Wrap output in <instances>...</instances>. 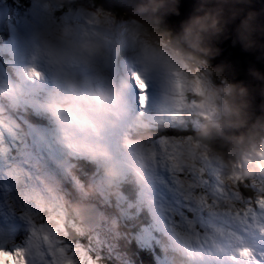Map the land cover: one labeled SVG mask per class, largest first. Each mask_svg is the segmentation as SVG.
<instances>
[{
	"label": "rangeland",
	"instance_id": "rangeland-1",
	"mask_svg": "<svg viewBox=\"0 0 264 264\" xmlns=\"http://www.w3.org/2000/svg\"><path fill=\"white\" fill-rule=\"evenodd\" d=\"M2 1L4 0H0V2ZM65 4L66 2L63 3L58 0H29V4L17 2V6L11 16L15 19L16 24L8 25L10 37L9 40L5 42V47L8 50L11 51L15 48V54L13 58L4 60L21 74L22 78L19 82L22 84V87H26L30 90L38 89L40 93L44 92L47 95L46 100H48L50 94L57 88L54 77L55 66L53 62V50L52 48L43 47L40 43L35 41L33 39L34 33L41 30L51 31L63 26L74 27L81 35L101 32L105 39V52L103 56L98 58L97 66L103 68L110 76L111 81L114 82V84L116 83V85L118 84L117 77L112 70L115 61L121 58L124 60L126 59L128 64H130L129 69L143 70L145 72V77L149 84L147 107H145L143 111L147 112L146 109L150 107L152 109L155 108L157 109L155 112L159 114V117L155 113L152 114V116H156L162 121L163 117H166L169 123H173L175 126L182 128H184V125H190V122H192L194 123V125H192L193 128L199 130L200 120L195 110L183 113L182 122L174 121L171 118V113L174 109L167 103V97L170 94L168 85L170 75L167 67L163 64H157L155 69L146 71L145 65L139 63L141 49L137 40L133 38V33L138 31L134 28L136 20L131 15V12L118 13L107 11V9H104L102 6L93 7L87 5V3H79L76 7L73 6L65 12L58 13L57 11L63 9L62 6ZM10 28L11 30H9ZM120 30L123 32V40L127 44L126 48L117 47L116 45L117 35L119 39ZM121 43H123L122 40ZM2 67L3 61L0 59L1 71ZM29 67H34L40 71L42 73V78H29L26 74V69ZM68 67L75 73L79 68L84 69L75 62L68 65ZM4 69L7 71L6 66ZM2 74L3 72L0 75ZM124 76L127 79L129 78V75ZM0 79H2L1 76ZM24 80L25 82H23ZM121 80H124V78L121 77L120 81ZM213 81L214 79L210 82L214 84ZM126 90L135 93L134 88L130 87V85L128 86V84ZM126 93H128V91ZM130 97L136 99V94L135 97L134 94ZM3 98H7L6 100L8 102L16 105H19L23 101L22 94L19 90L17 93H13V86L8 83L5 84L4 81L0 80V164L3 163L5 165L3 169L0 166V192L6 197L4 208L0 213V225L2 228H5L4 225H9L10 223L14 225H25V232L20 234L18 239V246L23 247L30 236L31 224L28 218L31 217L32 219L34 218V222L43 221L48 223L49 226L56 231L61 246L72 259L73 264L99 263L90 255L89 251L86 252L85 248H82L79 244H76V242L75 244L69 242L65 237L66 234H68L70 239H72V235H74V237L82 240H85L83 236L86 235L91 247L98 249V251H103L99 256L100 258L104 257L110 260L118 259L124 262L122 254L114 252L113 249H115V247L110 246L107 240L96 238L99 236L94 235L86 226L81 225L82 223L75 216L77 214L75 210L65 205L67 203L66 198L60 192L63 189L53 186L43 178L45 177L44 165L46 164L44 161L49 163L48 165L50 166L54 165V167H51L58 175H67L68 165L66 166V162H68L67 159H69L67 154L73 157V160L69 159V166H72L78 161L76 158L80 157L76 143L66 139V129L59 125L58 118L51 111V114L47 115L57 124V127L53 128L56 131V136L45 132L48 142L52 144L49 149V151H51V156L49 157L44 156L42 153V143L39 141L44 139L42 135L35 127L29 129L31 137L27 134V144L29 145V141H31L34 145L32 146L33 151L28 160V164L26 163L27 167L24 169L23 165L19 166L9 158L11 146L17 145L14 140L17 132L13 130L15 127V125H12L13 121L11 120L13 119H9L7 116L5 117L2 113V107L4 106ZM190 99H192V97H190ZM127 100L130 107L137 106V111L140 110L137 102L136 105L132 106V99L127 98ZM27 104L37 112L40 110L42 111L43 105H45V103L34 96ZM44 116L46 115H44L43 112L36 115L38 119ZM1 117L10 125L4 124ZM127 121V119L122 120L120 127H126ZM118 130L119 129L111 132L110 134L114 135V139H108L109 141H107L113 150L115 149L113 146L119 133ZM110 134H108L106 138H108ZM164 138L176 141L191 140L194 144L199 145V142L193 136L161 137L160 140ZM159 141L151 145L137 143L136 149H155ZM119 146L129 150L120 142ZM55 148H59L63 152H66L63 154V158H65L66 155L67 159H63V163L60 166L57 164V159L55 157L57 155L54 153ZM129 151L135 154V151ZM187 163L190 165L188 167V173L192 175L191 178H189L188 173H186L184 183L192 185L194 194L188 193L186 189L182 190L178 187L170 169L159 159L155 162L151 161V167L147 171L152 183L159 188L158 190L156 189L157 191L155 194L160 214L165 216L169 222L165 227L178 241L181 240L177 238L175 232L185 230L188 226H192V228L199 231L201 235L208 234L213 237L217 235L223 236L225 232H227V234L230 231L236 232L237 235L240 236L242 244L253 249L255 258L259 264H264V235L255 227L245 228L231 220V218L223 215L229 207H247L249 202H254L256 197L261 195L259 189L261 185L264 184V166L260 165L258 160L251 159L242 162H233L229 165L225 161L212 158L206 151L201 150L200 145L197 155ZM237 165L240 167H236ZM257 165H259V167ZM244 167H251L257 170V172L253 174L257 178L256 180L253 179L252 181L250 180V182H246L243 177V183L252 187L251 190L254 191V196H250L242 190L241 187L243 183L235 188H230L227 185L226 177L233 172H238L240 174V170ZM57 168H60V170H57ZM28 169L32 172L33 176ZM259 175L263 177H259ZM102 182L101 176H97L94 180V183H96V186L101 190V193L102 191L106 193V187ZM224 188L233 192V196L230 198L228 205L223 203L225 197L220 195ZM53 190H56V192ZM197 197H206L207 200L211 202H219L220 206L218 209L204 207ZM43 211L46 212L43 213ZM257 214L264 215L259 213V210H257ZM177 224L180 225V228L175 227ZM68 229L70 230L67 233ZM0 234L5 236L3 232H0ZM11 239H16V237H12ZM236 246L237 241L232 240L230 237V241H225L219 249H213L211 243L208 247L204 248L186 247L194 253L192 261L195 260L196 262H200V264H252L251 261L240 258L234 260L232 258L233 250ZM9 250H11V248H9ZM109 251L112 252L109 253ZM0 264H15V261L10 257H0Z\"/></svg>",
	"mask_w": 264,
	"mask_h": 264
},
{
	"label": "clouds",
	"instance_id": "clouds-1",
	"mask_svg": "<svg viewBox=\"0 0 264 264\" xmlns=\"http://www.w3.org/2000/svg\"><path fill=\"white\" fill-rule=\"evenodd\" d=\"M177 3L178 0H134L131 15L136 20L135 30L143 33L157 51L165 49L179 63L200 70L202 94L196 99L201 107L195 111L200 118L196 139L201 150L229 165L249 159L264 164V117L252 119L249 89L225 79L222 68L213 69L208 63V58L218 51L213 42L226 33L227 26L238 16L241 18L235 28V40L246 50L255 47V34L264 32V25L258 23L256 12L241 16L243 9L237 5L248 4L250 0H195L191 14L181 23L179 31L173 33L162 29L161 24L164 16L176 11ZM33 39L53 50L57 88L48 98V109L66 129V139L75 141L79 154L99 168L104 186L115 192L123 175L116 153L105 137L119 129L124 119L130 121L136 143L128 137H122L120 143L135 151L133 166L141 174L146 173L151 159L136 148L137 143L151 138L150 124L142 116L132 114L125 96L127 80L115 85L103 68L97 66L98 58L105 52L103 34L81 35L74 27L63 26L37 31ZM74 62L86 69L83 75L69 69L68 65ZM156 67L155 63L145 64L146 71ZM249 71L254 78L264 80V74L255 69ZM217 77L221 80L219 85L210 82ZM167 103L172 104L171 94ZM214 135L224 138L227 151L208 143ZM256 172L255 168L244 167L240 175L247 178ZM225 241H230L227 232L215 236L211 246L219 249ZM193 255L183 242L177 243L176 264H192Z\"/></svg>",
	"mask_w": 264,
	"mask_h": 264
},
{
	"label": "snow or ice",
	"instance_id": "snow-or-ice-1",
	"mask_svg": "<svg viewBox=\"0 0 264 264\" xmlns=\"http://www.w3.org/2000/svg\"><path fill=\"white\" fill-rule=\"evenodd\" d=\"M133 38L137 40L141 49L139 63L142 65L147 63L163 64L167 67L170 75L168 85L172 99L171 107L174 109L171 113V118L174 121L182 122L183 113L191 112L201 107L196 99L202 94L200 70L198 68H188L179 63L165 49L157 51L156 46L141 32L133 33ZM26 74L29 78H42V73L34 67L27 68ZM129 78L131 86L136 92L137 105L142 113L143 109L147 107L149 92V84L146 80L145 72L130 68ZM136 150L137 152L147 153L153 162L159 159L172 172L176 185L182 190L186 189L188 193H193L192 185L185 184L184 179L190 166L187 162L197 155L198 144H194L191 140L176 141L164 138L159 141L155 149ZM257 166L259 167V165ZM236 167L240 166L237 165ZM191 175V173H188L189 178H191ZM226 182L228 187L235 188L244 182V178L238 172H233L226 177ZM259 190L261 195L257 196L254 202H249L247 207H229L223 215L245 228L255 227L264 235V222H262L264 221V215L257 214V210H259V213L264 214V184L261 185ZM220 195L225 197L223 203L228 205L233 192L224 188ZM197 199L200 200L201 205L204 207L218 209L220 206L219 202H211L206 197H197ZM28 220L31 224V231L25 246H15L9 250L5 243L0 241V257H10L15 261V264H73L72 259L61 246L56 231L48 223L43 221L34 222L31 217ZM175 227L180 228V225L177 224ZM175 234L189 248H204L208 247L210 243H214L213 236L208 234L201 235L192 226H188L185 230L176 231ZM228 235L232 240L237 241V246L233 250L232 258L234 260L240 258L251 261L252 264H259L253 249L244 246L236 232L230 231Z\"/></svg>",
	"mask_w": 264,
	"mask_h": 264
},
{
	"label": "water",
	"instance_id": "water-1",
	"mask_svg": "<svg viewBox=\"0 0 264 264\" xmlns=\"http://www.w3.org/2000/svg\"><path fill=\"white\" fill-rule=\"evenodd\" d=\"M106 9H131L134 7V0H98ZM195 0H178L176 11L169 13L163 18V24L173 33L179 31L181 23L191 14ZM242 8L241 16L249 11L256 12L258 23L264 25V0H250V3L237 5ZM9 7L0 5V29L4 25ZM237 17L227 26L226 33L220 39L213 42V46L218 50L209 59L212 67L222 68V75H225L233 83H242L249 89L250 114L253 120L264 117V80H258L250 75V69H255L264 74V32L255 34L256 45L251 49H244L235 40V28L240 23ZM214 147L227 151L228 145L220 135L211 137ZM76 206V203H74ZM88 211L81 212L80 220L84 225L92 228L98 225L100 208L92 204Z\"/></svg>",
	"mask_w": 264,
	"mask_h": 264
},
{
	"label": "trees",
	"instance_id": "trees-1",
	"mask_svg": "<svg viewBox=\"0 0 264 264\" xmlns=\"http://www.w3.org/2000/svg\"><path fill=\"white\" fill-rule=\"evenodd\" d=\"M61 1L66 2V5L63 7V9L57 11L58 13L65 12L73 6L75 7L77 2L86 1L91 4H95L94 2L96 0H61ZM161 28L164 29L162 24H161ZM214 81L218 85L221 83V80L218 77L214 78ZM178 130L179 129L171 128L170 135H192L194 138H196V134L198 132V130L196 129L193 130L190 128L187 130H183V129H180V131ZM245 181L248 182V179L245 178ZM241 188L244 192L248 193L250 196H254V191L251 190L252 189L251 186L245 185L243 183ZM152 189H153L152 187L146 189V193H145V196L149 201V203L147 202L146 199L140 198L141 188H138L135 185H130L127 183L121 186L117 185V190L115 192L112 191L113 195L119 193L125 197V201L121 204L122 206L121 208L126 214H129V217L123 223H121V225H122V230L127 235L132 237L133 241H130V250L136 256L134 259L137 260V262L132 258L135 264H158L155 259V255H157L158 253L161 256L160 259L161 264H165L164 260H166L169 256L173 255L174 257L177 258V254L168 247L166 242L159 241L157 239V236H155L152 242L146 241L144 243L142 242L143 244L137 241L136 239L137 232H140L141 234L144 233L143 230L144 225L150 227L153 225L154 222H156V217L151 209V204H154L156 200L154 193H152ZM131 230L133 231V233H130ZM151 243H153V245ZM142 245H145L146 249H143Z\"/></svg>",
	"mask_w": 264,
	"mask_h": 264
},
{
	"label": "bare ground",
	"instance_id": "bare-ground-1",
	"mask_svg": "<svg viewBox=\"0 0 264 264\" xmlns=\"http://www.w3.org/2000/svg\"><path fill=\"white\" fill-rule=\"evenodd\" d=\"M119 46L120 47H126V45L124 44V43H121V44H119ZM117 68H118V71H120V72H122V70H125V67L124 66H122V65H120V64H117ZM126 71V70H125ZM128 84V86L130 85V87H132L131 86V83H127ZM135 91V90H134ZM132 93H133V91H131ZM131 92L130 91H128V93H129V95L131 94ZM126 93V92H125ZM134 94V97H135V94H136V92L135 93H133ZM134 100H135V98H134ZM3 102L5 103V105H9V102L6 100V98H3ZM38 122V121H37ZM43 147H44V150L46 151V152H48L49 151V144H44L43 145ZM49 167H51L50 165H49ZM53 167H54V165H53ZM52 168V167H51ZM66 176L67 175H61V177H60V180L61 179H65L66 178ZM103 183V182H102ZM112 200L111 201H113V203H114V199L113 198H111ZM129 215V214H128ZM129 228H130V226H129ZM130 233H133V231L131 230L130 231ZM153 240V239H152ZM133 241V240H132ZM152 245H153V243H151ZM155 259H156V261H157V263L158 264H161V261H160V259H161V256H160V254L158 253L157 255H155Z\"/></svg>",
	"mask_w": 264,
	"mask_h": 264
}]
</instances>
